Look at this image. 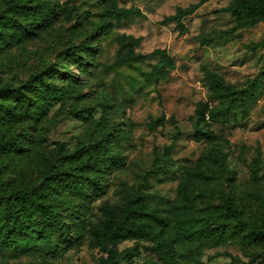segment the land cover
Masks as SVG:
<instances>
[{
    "label": "rangeland",
    "instance_id": "374dc122",
    "mask_svg": "<svg viewBox=\"0 0 264 264\" xmlns=\"http://www.w3.org/2000/svg\"><path fill=\"white\" fill-rule=\"evenodd\" d=\"M17 1L0 0V13ZM20 1L26 5L48 2L56 13L31 26L20 40L5 44L0 37V86L18 88L33 73H42L50 83L69 88L71 93L64 96L60 92L38 121L0 125L4 133L14 134L22 127L28 130V149L0 160L3 180L18 186L43 183L44 172L52 164L72 161L77 150L84 149L82 142L94 143L108 133L106 149L118 157V163L111 170L100 164L103 185L111 171L120 172L134 187L141 188L149 204L163 207L164 214L172 219L179 201L178 185L200 162L204 175L196 176L190 190L193 214L205 217L217 211L223 194L228 193L246 219L260 220L264 199V21L229 33L236 22L222 9L233 0H118L120 7L138 8L142 15L113 20L103 28L100 18L108 0ZM197 3H201L198 9L183 19L184 33L175 22L161 23L178 7ZM21 18L23 23L31 21L26 15ZM2 29L8 33L7 28ZM122 35L141 39L135 48L138 53L167 49L175 57L177 68L156 85L142 74L152 68L156 58L136 60L132 65L117 62L118 38ZM71 49L79 50L82 57L92 52L94 57L84 62H78L77 56L66 58ZM203 64L249 87L251 102L248 114L237 124L233 119L214 123L217 139L199 142L194 132L203 125L191 117L197 103L208 100ZM252 79L255 81L249 82ZM34 109H41L40 104L33 103ZM162 114L164 121L150 129V118ZM172 116L175 123L169 121ZM178 130L181 135L167 152L165 147ZM258 148L261 168L255 174L253 159ZM213 151H219L220 158L210 155ZM66 178L60 173L55 179L63 184ZM55 195L56 209L69 228L79 223L76 211H83L95 196L90 189ZM41 219L36 217L39 230L19 233L36 237L32 248L17 250L0 243V264H100L105 253L100 246L72 251L64 262L47 259L45 247L60 244V233H50ZM136 244L135 240H124L118 248ZM178 250L184 256L174 264H264L251 260L254 253H264V245L247 240L243 233H227L223 239L205 244L181 243ZM155 260L140 248L132 264H154Z\"/></svg>",
    "mask_w": 264,
    "mask_h": 264
},
{
    "label": "trees",
    "instance_id": "16d2710c",
    "mask_svg": "<svg viewBox=\"0 0 264 264\" xmlns=\"http://www.w3.org/2000/svg\"><path fill=\"white\" fill-rule=\"evenodd\" d=\"M201 3L178 7L174 14L166 16L161 23L175 22L180 33H184L187 28L183 19L194 13ZM222 10L228 12L236 22L229 33L264 21V0H233ZM55 13L56 8L48 2L26 5L19 0L10 3L8 8L0 13L2 42L9 44L20 40L23 35L28 34L31 26ZM22 15L30 17V23H23ZM141 15L142 12L138 8H123L118 5V0H108L101 13V27L104 28L113 20L121 21ZM2 28H7L8 33L3 32ZM118 41L120 49L117 62L132 65L136 60L157 59L149 71L142 72L144 76L151 77L156 85L177 68L175 57L165 48L138 53L135 48L140 44V38L122 35ZM74 56H77L78 62H84L93 58L94 54L90 52L86 57H82L79 50L71 49L66 58ZM97 64L105 67L101 63ZM201 69L208 88V100L199 101L191 117L203 125L195 130L194 139L199 142L214 141L217 134L212 125L229 122L231 119L237 124L240 118L248 114L251 92L246 85L241 86L228 80L208 65L203 64ZM254 81L255 79H252L249 82ZM60 92L65 96L71 93V90H64L50 83L42 73H33L18 88L9 84L0 86V125L40 120L44 108L56 100ZM33 103H39L41 109L32 110ZM164 119L163 114L156 118L151 117L149 128L156 129ZM169 121L176 122L173 116ZM27 134L28 130L24 127L14 134L0 131V160L12 158L27 150ZM180 135L178 130L172 143L165 147L167 152L174 148ZM107 136L108 133H103L102 138L94 143L82 142L84 149H78L76 158L66 164L56 161L44 172L43 183L18 186L0 177L2 246H12L17 250L35 246L36 237L20 236L19 233L39 230L40 223H37L36 217L42 218L41 222L50 233H60V244L45 247L46 258L54 262H64L72 251L100 246L105 251L100 264H132V257L140 252V248L156 258L154 264H174L184 256L178 250L179 244L214 242L223 239L227 233L233 236L243 233L247 240L264 245V199L261 203L262 216L258 222L246 219L243 209L235 205L233 197L228 193L223 194L217 211L210 212L205 217L193 214L194 202L190 190L196 183V176L204 175L199 167L200 162L195 165L194 173L182 178L178 185L179 201L173 209L172 219L164 214L163 207L149 204L141 188L134 187L120 172L111 171L107 184L103 185L100 164L103 163L105 168L111 170L118 163V157L106 149ZM210 155L220 158L222 154L213 151ZM253 163L257 174L261 168L260 148L257 149ZM1 168L0 162V171ZM60 173L67 176L66 183H57L55 178ZM89 189L95 196L91 197L83 211H76L79 223L69 228L64 215L56 209L55 200L58 197L55 194L67 193L70 190L85 193ZM124 240H135L137 244L135 247L119 250L118 244ZM251 260L264 263V253H254Z\"/></svg>",
    "mask_w": 264,
    "mask_h": 264
}]
</instances>
